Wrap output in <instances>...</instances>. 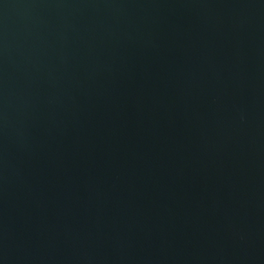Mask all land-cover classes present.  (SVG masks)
Wrapping results in <instances>:
<instances>
[{"label":"water","instance_id":"95a60500","mask_svg":"<svg viewBox=\"0 0 264 264\" xmlns=\"http://www.w3.org/2000/svg\"><path fill=\"white\" fill-rule=\"evenodd\" d=\"M0 264H264V0H0Z\"/></svg>","mask_w":264,"mask_h":264}]
</instances>
